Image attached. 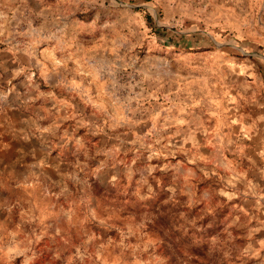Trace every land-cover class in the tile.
Wrapping results in <instances>:
<instances>
[{"label":"clouds","instance_id":"clouds-1","mask_svg":"<svg viewBox=\"0 0 264 264\" xmlns=\"http://www.w3.org/2000/svg\"><path fill=\"white\" fill-rule=\"evenodd\" d=\"M0 264H264V0H0Z\"/></svg>","mask_w":264,"mask_h":264},{"label":"rangeland","instance_id":"rangeland-1","mask_svg":"<svg viewBox=\"0 0 264 264\" xmlns=\"http://www.w3.org/2000/svg\"><path fill=\"white\" fill-rule=\"evenodd\" d=\"M148 20H149V22H151V17H148ZM158 35H164L163 33H157ZM81 134H83V131H81ZM22 191H26V190H22ZM45 195H47V194H45ZM54 198V197H53ZM44 243H46V241H44V242H41V246H43V244Z\"/></svg>","mask_w":264,"mask_h":264}]
</instances>
